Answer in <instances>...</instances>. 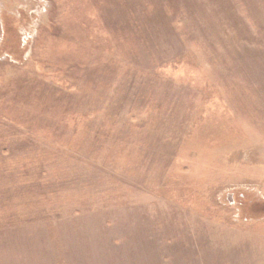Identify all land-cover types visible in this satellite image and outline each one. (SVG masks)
Here are the masks:
<instances>
[{"label":"rangeland","instance_id":"rangeland-1","mask_svg":"<svg viewBox=\"0 0 264 264\" xmlns=\"http://www.w3.org/2000/svg\"><path fill=\"white\" fill-rule=\"evenodd\" d=\"M0 264H264V0H0Z\"/></svg>","mask_w":264,"mask_h":264}]
</instances>
